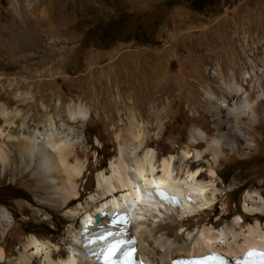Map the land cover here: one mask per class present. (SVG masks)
I'll list each match as a JSON object with an SVG mask.
<instances>
[{
	"label": "rangeland",
	"instance_id": "1",
	"mask_svg": "<svg viewBox=\"0 0 264 264\" xmlns=\"http://www.w3.org/2000/svg\"><path fill=\"white\" fill-rule=\"evenodd\" d=\"M193 1L74 0L59 23L50 27L29 20L26 28L18 26L16 40L0 41V126L7 143L34 133L44 115L64 123L63 130L48 129L44 139L75 145L72 163H84L76 204L94 194L98 177L108 175L120 149L128 148L134 110L142 115L136 121L145 124L144 150L176 160L188 151L184 164L196 160L194 152H205L198 160L203 179L214 185V205L184 218L168 209L152 219L145 216L172 238L203 229L217 233L239 217L252 225L260 218L264 225V212L243 210L252 188L264 198V0ZM214 69L220 81L212 76ZM233 81L243 91L230 100L225 86ZM127 87L136 97L127 98L134 93ZM208 92L229 101L222 115L233 116L236 137L227 136L208 112ZM78 108L89 119L69 122ZM197 129L207 139L192 147ZM212 140L224 144L218 159L209 150ZM13 149L0 173V202L7 204L0 211L9 212L0 233L5 264H13L31 236L52 241L61 252L68 247L67 210L51 208L44 194H34L35 168L21 176ZM230 175L226 183L222 178ZM7 186L27 193L31 203L8 201L16 192L6 195ZM48 228L53 235H42Z\"/></svg>",
	"mask_w": 264,
	"mask_h": 264
},
{
	"label": "bare ground",
	"instance_id": "2",
	"mask_svg": "<svg viewBox=\"0 0 264 264\" xmlns=\"http://www.w3.org/2000/svg\"><path fill=\"white\" fill-rule=\"evenodd\" d=\"M72 1L74 0H0V41L16 40L18 26L26 28L29 20L50 27L59 23L62 10L67 11L73 7ZM9 36L12 41L7 40ZM212 76L218 81L222 79L217 69L212 70ZM131 87L127 88L134 91ZM225 87L230 100L241 96L243 91L235 81ZM136 94L137 91L127 93V98L134 95L136 97ZM205 99L208 101L207 110L214 115L219 128H226L227 136L236 137L237 128L236 121H232L233 116L222 115V110L228 108L226 106H229V101L224 97L217 98L209 92L205 94ZM129 104L133 105L134 100H130ZM246 108H249L248 104ZM137 110L130 112L128 148L120 149L118 162L111 164L109 174L98 177L94 194L87 201L78 204L75 202L82 196L79 181L83 175L84 163L77 159L72 163L75 160V145L66 144L60 138L44 139L48 129L50 132L57 127L63 130L66 125L58 124L53 117L44 115L34 133L28 137L20 135L21 137L13 139L15 145H8L9 139L0 126V173L6 169L10 151L12 152L14 148L18 161L15 170L21 176H25L34 167L35 176L32 179L35 183L34 194H44V203L51 208L67 210L65 216L68 220L66 230L68 247L65 251L61 252L57 247L51 246L52 241L31 236L22 250H19L18 257L12 259L13 264H90L88 262L90 259L84 258L81 252L80 231L86 227L87 221H92L94 215L106 213L110 217L114 212L127 215L129 225L132 226V236L138 241L137 258H146L152 264H170L174 259L200 257L220 250H225L230 256L246 258L249 249H264V225L261 228L260 218H256L255 225H252L239 217L217 233L212 229H203L195 234L188 233L185 237L179 235L175 238L170 237L168 230L165 231L160 225L152 227L151 222H146L145 216L152 219L159 214L156 212L159 210L156 203L170 210L168 204L180 202L181 210L176 211L184 218L212 207L216 195L214 185L205 182L201 175L199 160L202 159L201 154L205 152L201 154L194 152L192 157L196 160L191 164H184L190 156L188 151L182 152L181 158L176 160L172 156H158L150 148L144 150L145 124L136 121V118L142 119L141 113ZM69 117V122L73 123L89 119L88 113L80 108L78 112H70ZM249 129L252 128H245L244 131ZM69 135L73 136V133ZM204 139H207L205 132L197 129L191 138V146L201 144ZM211 146L209 150L216 157L224 144L212 140ZM18 166L22 170H19ZM156 186L164 193L165 199L156 194ZM188 197L191 198V202L187 201ZM243 210L245 214L250 215L264 212V198L257 187L246 194ZM8 215L6 209L0 211V233L6 231L5 218ZM5 258L4 249L0 246V264H5Z\"/></svg>",
	"mask_w": 264,
	"mask_h": 264
},
{
	"label": "snow or ice",
	"instance_id": "3",
	"mask_svg": "<svg viewBox=\"0 0 264 264\" xmlns=\"http://www.w3.org/2000/svg\"><path fill=\"white\" fill-rule=\"evenodd\" d=\"M155 185V182H153ZM139 192V189H137ZM156 194L160 196L162 199H165V195L162 191L159 190V187L156 186ZM123 219V218H122ZM115 222V221H114ZM103 239V237H101ZM122 241L117 242L116 244H113L108 247L107 251L104 252L102 250V254L105 256V264H132L131 255H132V249H122L120 245H122ZM117 251L121 252L122 260L121 261H114L112 257L116 256ZM251 255V253H250ZM209 259H215V257H210ZM186 264H198V262H186ZM219 264H223V262H219Z\"/></svg>",
	"mask_w": 264,
	"mask_h": 264
},
{
	"label": "trees",
	"instance_id": "4",
	"mask_svg": "<svg viewBox=\"0 0 264 264\" xmlns=\"http://www.w3.org/2000/svg\"><path fill=\"white\" fill-rule=\"evenodd\" d=\"M194 1H198L199 2L200 0H194ZM222 179L223 180L226 179L225 182L228 183V181L231 179V175L226 177V178H222ZM3 190H5V194L6 195H7V193L11 194L13 191L16 192L14 197L9 199L8 201H12V200H16V199H23V200L27 201L28 203H31L30 196L26 195L27 193H25L24 191H22L20 189L16 190V189H14V187L12 189L10 186H7V187H4ZM0 206H7L6 201L0 202ZM13 218H15V217L13 216ZM42 235H46V236L53 235V232H52L51 228L50 229L48 228V233L44 232V233H42Z\"/></svg>",
	"mask_w": 264,
	"mask_h": 264
},
{
	"label": "water",
	"instance_id": "5",
	"mask_svg": "<svg viewBox=\"0 0 264 264\" xmlns=\"http://www.w3.org/2000/svg\"><path fill=\"white\" fill-rule=\"evenodd\" d=\"M96 221H99V217H96Z\"/></svg>",
	"mask_w": 264,
	"mask_h": 264
}]
</instances>
